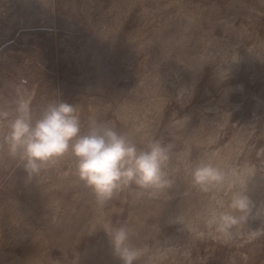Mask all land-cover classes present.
Instances as JSON below:
<instances>
[{"label":"rangeland","instance_id":"obj_1","mask_svg":"<svg viewBox=\"0 0 264 264\" xmlns=\"http://www.w3.org/2000/svg\"><path fill=\"white\" fill-rule=\"evenodd\" d=\"M20 97L34 118L63 100L85 131L95 119L170 144L174 184L101 207L70 153L28 181L0 148V264H122L99 225L131 230L134 264H264V218L225 241L204 218L216 200L230 211V192H199L185 170L212 154L252 167L246 194L264 207V0H0V107Z\"/></svg>","mask_w":264,"mask_h":264},{"label":"clouds","instance_id":"obj_2","mask_svg":"<svg viewBox=\"0 0 264 264\" xmlns=\"http://www.w3.org/2000/svg\"><path fill=\"white\" fill-rule=\"evenodd\" d=\"M227 75L222 73L220 80ZM185 90L183 86L177 89L178 99ZM3 147L22 166L28 181L70 153L77 178L91 190L101 207L126 190L137 198L145 194L157 197L174 184L168 171L172 160L170 144L151 139L141 147L128 133L95 119L90 120L85 131L76 106L63 100L47 103L35 118L30 103L23 97L12 107H0V148ZM214 156L190 162L185 170L191 187L199 192L213 193L225 188L230 192V211H221L224 204L216 200L204 218L227 241L245 227L250 217L264 218V209L254 213L255 205L246 194L247 181L255 175V169L238 172L225 168L213 163ZM176 222L184 223L180 218ZM99 226L109 236L113 254L122 264H134L143 255L144 249L130 244L131 230L126 225ZM259 234L261 230L250 232L252 237Z\"/></svg>","mask_w":264,"mask_h":264},{"label":"bare ground","instance_id":"obj_3","mask_svg":"<svg viewBox=\"0 0 264 264\" xmlns=\"http://www.w3.org/2000/svg\"><path fill=\"white\" fill-rule=\"evenodd\" d=\"M11 25H12V24H11ZM11 25H10V26H11ZM185 44H186V43H185ZM177 53H178V52H177ZM201 53H202V52H201ZM203 53H204V52H203ZM247 55H248V54H247ZM192 60H193V59H192ZM186 67H187V66H186ZM230 88H231V87H230ZM226 89H227V88H226ZM228 90H229V89H228ZM227 92H228V91H227ZM228 93H230V92H228ZM231 94H232V93H231ZM221 98H222V97H221ZM221 98H220V100H221ZM222 102H223V101H222ZM228 105H229V104H228ZM137 125H138V124H137ZM238 127H239V126H238ZM243 133H244V132H243ZM185 140H186V139H185ZM245 166H246V164H245ZM233 168H234V167H233ZM247 168H248V167H247ZM241 169H242V168H241ZM250 179H251V178H250ZM255 180L257 181V178L253 180L252 184H250L251 187H253L254 184L256 183ZM247 182H248V181H247ZM229 196H230V195H229ZM140 199H141V198H140ZM182 200H183V199H182ZM222 201H223V200H222ZM180 202H181V201H180ZM178 204H179V203H178ZM260 204H261V203H260ZM206 208H207V207H206ZM260 208H261V206H260ZM263 209H264V207H263ZM254 213H255V212H254ZM177 214H178V213H177ZM194 215H196V214H194ZM197 215H198V214H197ZM199 215H200V214H199ZM176 217H177V216H176ZM195 217H196V216H195ZM178 218H179V217H178ZM181 218H182V217H181ZM203 218H204V217H203ZM261 219H262V218H261ZM262 220H263V219H262ZM182 221H184V218L182 219ZM186 221H187V220H186ZM188 221H190V219H189ZM188 221H187V223H189ZM200 222H201V221H200ZM184 223H185V221H184ZM187 223H186V225L188 226ZM190 223H191V222H190ZM204 223H205V222H204ZM189 225H190V224H189ZM190 226H191V225H190ZM190 226H188V227H190ZM207 226H208V225H207ZM188 227H187V228H188ZM192 227H193V228H192V231H194L193 229L195 228V226H192ZM195 229H196V228H195ZM252 229H253V228H252ZM260 230H261V229H260ZM192 231H191V232H192ZM250 232H251V231H250ZM168 247H169V246H168ZM171 247H172V246H171ZM174 247H175V246H174ZM178 247H179V246H178ZM179 248H180V247H179ZM168 249H169V248H168ZM171 249H172V248H170V250H171ZM173 250L175 251V249H173ZM168 251H169V250H168ZM164 252H165V251H164ZM173 253H174V252H173ZM175 253H176V251H175Z\"/></svg>","mask_w":264,"mask_h":264}]
</instances>
